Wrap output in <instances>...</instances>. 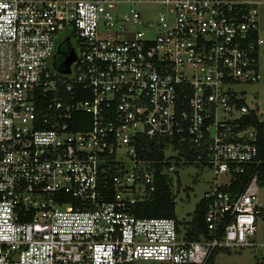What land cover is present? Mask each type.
<instances>
[{
    "label": "built area",
    "instance_id": "2783aa9c",
    "mask_svg": "<svg viewBox=\"0 0 264 264\" xmlns=\"http://www.w3.org/2000/svg\"><path fill=\"white\" fill-rule=\"evenodd\" d=\"M258 5L0 0V264H208L251 244L264 161L237 88L260 80ZM181 166L226 178L196 240L140 216Z\"/></svg>",
    "mask_w": 264,
    "mask_h": 264
},
{
    "label": "rangeland",
    "instance_id": "374dc122",
    "mask_svg": "<svg viewBox=\"0 0 264 264\" xmlns=\"http://www.w3.org/2000/svg\"><path fill=\"white\" fill-rule=\"evenodd\" d=\"M257 2L259 10L260 30L264 32V0H239ZM264 39V33L261 35ZM258 68L260 80L257 84L241 85L247 106L256 112L259 121L264 122V44L258 52ZM171 174L175 218L181 226L188 225L196 206L211 191L216 183L226 181L224 176L214 179L213 172L199 166H181ZM259 214L256 216V233L248 246H231L218 250L212 264H264V185L257 191ZM184 225V226H183Z\"/></svg>",
    "mask_w": 264,
    "mask_h": 264
},
{
    "label": "trees",
    "instance_id": "16d2710c",
    "mask_svg": "<svg viewBox=\"0 0 264 264\" xmlns=\"http://www.w3.org/2000/svg\"><path fill=\"white\" fill-rule=\"evenodd\" d=\"M67 56V53L63 56V60ZM57 63V67L61 66V63ZM249 123L252 126H255L258 130V137H259V148L263 157L264 161V122H259L258 118L251 114ZM261 174H264V162L261 166ZM248 181V176H237L236 182L233 183L232 188L233 190H242L245 186L246 182ZM205 204L204 200H201L200 203L196 206V209L193 214V219L190 223L191 228L188 230V238L190 240H196L198 238V234L204 231V212H205ZM143 213H140L142 217H166V218H174L175 217V204L173 202L172 191L168 185V179L166 177L161 179L160 186L158 193L156 194V198L147 204L141 206ZM218 252V251H217ZM215 252L211 259L209 260L208 264H212L215 255Z\"/></svg>",
    "mask_w": 264,
    "mask_h": 264
},
{
    "label": "water",
    "instance_id": "95a60500",
    "mask_svg": "<svg viewBox=\"0 0 264 264\" xmlns=\"http://www.w3.org/2000/svg\"><path fill=\"white\" fill-rule=\"evenodd\" d=\"M74 60H75V55L71 51L69 53V55L61 63V67H60L61 69L59 68L60 69V72L61 73H64V74H69L70 73V67H71L72 63L74 62Z\"/></svg>",
    "mask_w": 264,
    "mask_h": 264
},
{
    "label": "flooded vegetation",
    "instance_id": "af4514ba",
    "mask_svg": "<svg viewBox=\"0 0 264 264\" xmlns=\"http://www.w3.org/2000/svg\"><path fill=\"white\" fill-rule=\"evenodd\" d=\"M59 52L55 55V64L63 60V56L68 52V47L66 44L61 45L58 50Z\"/></svg>",
    "mask_w": 264,
    "mask_h": 264
},
{
    "label": "crops",
    "instance_id": "0c3cea01",
    "mask_svg": "<svg viewBox=\"0 0 264 264\" xmlns=\"http://www.w3.org/2000/svg\"><path fill=\"white\" fill-rule=\"evenodd\" d=\"M262 33H264V32L262 31ZM260 122H262V121H260Z\"/></svg>",
    "mask_w": 264,
    "mask_h": 264
}]
</instances>
